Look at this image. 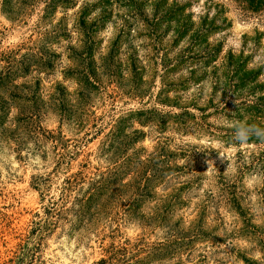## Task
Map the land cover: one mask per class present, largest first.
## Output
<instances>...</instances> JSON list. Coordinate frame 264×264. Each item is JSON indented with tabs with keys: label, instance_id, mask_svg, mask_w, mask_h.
Masks as SVG:
<instances>
[{
	"label": "rangeland",
	"instance_id": "374dc122",
	"mask_svg": "<svg viewBox=\"0 0 264 264\" xmlns=\"http://www.w3.org/2000/svg\"><path fill=\"white\" fill-rule=\"evenodd\" d=\"M156 2L0 0V264H264V141L228 138L209 72L227 50L264 62V13L166 0L211 24L203 65Z\"/></svg>",
	"mask_w": 264,
	"mask_h": 264
},
{
	"label": "trees",
	"instance_id": "16d2710c",
	"mask_svg": "<svg viewBox=\"0 0 264 264\" xmlns=\"http://www.w3.org/2000/svg\"><path fill=\"white\" fill-rule=\"evenodd\" d=\"M7 0H2V7L5 8V3ZM55 1V0H49ZM106 1V0H104ZM234 4L241 8L242 10L248 11L250 13H264V0H231ZM55 7V3H46L44 13L51 11ZM154 8L163 10L160 12V20L165 23H169L170 21L175 22L173 28H175L176 38L174 41L181 39L185 35L188 34L189 36V46L191 48L194 47H202L201 52V59L203 65L210 60H214L217 56L218 52L220 51L219 44H210L207 41L208 33L213 30L211 29V24L209 22H198L194 25L190 18L189 14H185L184 7H172L169 8L166 5V0H157V2L153 5ZM89 9H85L81 7L79 10L78 19L84 18V15L87 13ZM43 13V14H44ZM205 23V24H204ZM168 24L167 26H169ZM166 26V27H167ZM262 32L257 31L254 41L259 43L260 36ZM194 46V47H193ZM198 54V53H197ZM187 56V55H186ZM189 58L192 55L188 56ZM188 57H185L188 59ZM249 55H244L242 50L237 53L232 52L231 50H227L224 54V62L220 66L221 73L216 74L215 69L218 65L212 64L211 65V72L213 78V85L212 87L215 89L216 87L221 88L223 91V107L232 106V111L226 113V116L229 119L235 121V124L246 122L249 125H255L259 128H264V82H262L259 77L261 74V70L263 68L264 62L255 66V67H247V59ZM191 60V59H190ZM189 60V62H190ZM195 60V59H194ZM179 61H182L181 59ZM172 66V65H171ZM170 66V67H171ZM175 66V65H174ZM172 68V67H171ZM194 69L191 70V73ZM8 73V71H7ZM78 80V78H77ZM89 81L88 79H86ZM30 100V99H28ZM140 110H134L130 113H139ZM184 112V111H183ZM179 112L175 113L174 115L177 117L174 121L179 127L186 126L188 119L185 117L187 114ZM225 114V113H224ZM1 116V115H0ZM182 116V118H180ZM179 117V118H178ZM1 118V117H0ZM117 127V125H116ZM234 133H228V138H232ZM248 140H253L254 142H263L264 139H261L255 135H251ZM114 171H108V176H105L99 180H94L91 182V186L89 187L90 190L84 195L81 203L82 207H87L90 202H92L93 198L96 195H99L101 191L104 189L106 184L111 183ZM109 178V180H108ZM175 239L173 242L168 243H160L155 249H157L158 255L167 254L173 248L175 250V246L170 247L172 244H176L179 246L184 239H180L176 241ZM168 249V250H167ZM104 258H99L95 261V264L104 263ZM245 264H252L250 262H246Z\"/></svg>",
	"mask_w": 264,
	"mask_h": 264
},
{
	"label": "clouds",
	"instance_id": "9594fccd",
	"mask_svg": "<svg viewBox=\"0 0 264 264\" xmlns=\"http://www.w3.org/2000/svg\"><path fill=\"white\" fill-rule=\"evenodd\" d=\"M251 135L264 139V128L249 125L246 122L234 125V139L241 143L247 142Z\"/></svg>",
	"mask_w": 264,
	"mask_h": 264
}]
</instances>
